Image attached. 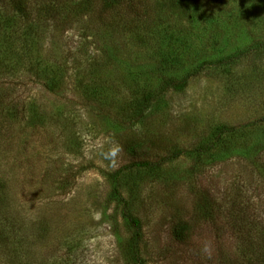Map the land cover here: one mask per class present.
Wrapping results in <instances>:
<instances>
[{"label": "rangeland", "instance_id": "1", "mask_svg": "<svg viewBox=\"0 0 264 264\" xmlns=\"http://www.w3.org/2000/svg\"><path fill=\"white\" fill-rule=\"evenodd\" d=\"M131 6L39 30L40 82L50 81L55 93L21 80L15 95L35 101L46 125L0 132L4 212L16 238L11 248L0 241V264H130L131 229L110 196L112 175L173 150L182 156L161 169L118 179L140 222L145 264H222L224 253L230 260L236 254L233 236L244 219L264 224L263 57L245 56L226 72L203 71L141 123L124 124L135 101L157 92L163 77H181L264 38V0H187L179 8L168 0H135ZM86 20L97 41L81 42ZM80 43L97 66L82 63L77 77L69 70L60 79V67L83 58ZM223 127L231 129L210 155L198 157L194 150ZM66 167L73 178L61 189L56 181ZM180 225L186 227L181 241L173 234Z\"/></svg>", "mask_w": 264, "mask_h": 264}, {"label": "trees", "instance_id": "2", "mask_svg": "<svg viewBox=\"0 0 264 264\" xmlns=\"http://www.w3.org/2000/svg\"><path fill=\"white\" fill-rule=\"evenodd\" d=\"M135 0H0V132L8 127L21 126L34 128H43L46 125L47 117L44 116L35 101L31 102L27 99H20L15 95L16 86L22 82L21 80L36 81L41 85L42 89L49 93H55L51 83H41L39 77V64L37 45L39 38V30L46 28L50 30H58L69 26L75 20L83 18H91V16L101 15L108 9H116L120 6L122 9H130ZM171 6L179 8L182 3L187 0H168ZM180 4V5H178ZM74 18V19H72ZM81 32V42L86 43L88 37H92L97 41L100 38L98 32H94L95 27L88 24L83 26ZM63 31V30H61ZM84 43L78 44V51L81 52L83 58L81 60L73 57V66L60 67L58 70L60 76L67 77V72H73L70 76L77 77L81 73V69L86 66L95 65V58L91 52L86 50ZM74 49H76L74 47ZM76 54L77 49H76ZM245 56H254V58H264V38H255L253 44L243 51L235 55L226 57L225 59L214 62H206L187 71L183 76H169L162 78V87L155 93H147L141 100L135 101L129 110L127 119L124 121L126 126H134L141 123L153 108L162 101L169 92H182L188 85V82L200 75L206 70H222L228 71L231 65ZM79 60V61H78ZM82 63L85 64L82 66ZM81 70V71H80ZM69 76V77H70ZM48 81V79H47ZM99 110V108H98ZM102 118L106 119L107 115L102 112ZM231 128L218 129L212 141L203 148L194 150L198 157L210 155L217 147L221 140L223 132L229 131ZM183 154L182 150H173L166 156L156 161H133L118 169L112 178L115 179L114 186L111 191V198L121 209V217L131 229V235L128 241V252L130 264H145L140 255V222L129 212V202L122 195L118 187L119 176L123 173L136 170H159L166 163L172 162ZM197 156H195L197 158ZM192 170L195 167L192 166ZM71 168L66 167L61 173V178H57V183L61 189H66L73 178ZM0 183V219L4 223H0V241H3L8 247H13L16 238L12 233L14 229L13 223L7 219L5 210L4 192ZM250 218V219H249ZM261 219V218H260ZM257 217H247L244 224H240L239 229L234 233V240L237 244L236 254L230 260L229 255H222V264H264V224ZM11 220V219H10ZM243 223V222H242ZM235 224V223H234ZM238 224V223H237ZM235 227V226H234ZM186 228V227H185ZM185 228L180 225L173 234L179 241L185 237ZM236 228V227H235ZM9 232L10 235L5 233ZM17 241H19L17 239Z\"/></svg>", "mask_w": 264, "mask_h": 264}, {"label": "clouds", "instance_id": "3", "mask_svg": "<svg viewBox=\"0 0 264 264\" xmlns=\"http://www.w3.org/2000/svg\"><path fill=\"white\" fill-rule=\"evenodd\" d=\"M117 151H119V148L117 147L111 154L112 155H115V153L117 152Z\"/></svg>", "mask_w": 264, "mask_h": 264}]
</instances>
